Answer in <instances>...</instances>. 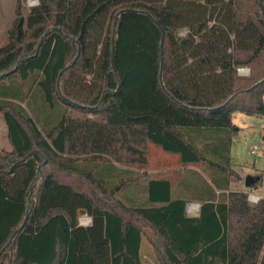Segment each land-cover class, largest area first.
I'll list each match as a JSON object with an SVG mask.
<instances>
[{"label":"trees","instance_id":"obj_1","mask_svg":"<svg viewBox=\"0 0 264 264\" xmlns=\"http://www.w3.org/2000/svg\"><path fill=\"white\" fill-rule=\"evenodd\" d=\"M14 15L0 264H141L143 237L159 264H264V198L228 189L232 115H264V0H37L26 17L16 0ZM150 144L184 172L129 201Z\"/></svg>","mask_w":264,"mask_h":264},{"label":"rangeland","instance_id":"obj_2","mask_svg":"<svg viewBox=\"0 0 264 264\" xmlns=\"http://www.w3.org/2000/svg\"><path fill=\"white\" fill-rule=\"evenodd\" d=\"M20 1L21 15L23 17H26L31 7L37 5V0ZM15 5L16 0H0V48L7 44L8 30L11 28L13 19L15 17ZM180 35H184V32L182 31ZM239 69L246 70L247 68ZM232 123L235 126L236 132L232 138L229 152V167L231 168L233 173L229 179L230 184L228 189L229 191H241L245 189L246 191H248L247 193H253L256 196L259 195L261 196V198H264V115L248 116L237 112L232 115ZM8 147L10 146L7 141L5 125L3 123L2 115L0 114V150L6 151L4 149H9ZM149 147L150 156L147 165L146 167H144V169L141 170L152 172L154 168H161L165 165L171 167L169 170H174L177 167V160L174 156H172V154L161 151L153 144H150ZM252 151L261 152L263 156L257 157L252 154ZM141 170H136V172L133 173L139 176L141 173H143L140 172ZM148 175L149 177H151L159 174H154L152 172ZM249 176L258 178V184L257 186L253 187V190H247L246 188H244L245 179ZM177 178L178 177L173 179L177 180ZM147 180L148 178L143 179L144 182H146ZM136 184L142 185L143 182L142 184H140V182L137 181L135 185ZM137 190H139V187ZM83 217L85 216L80 217L81 221Z\"/></svg>","mask_w":264,"mask_h":264},{"label":"crops","instance_id":"obj_3","mask_svg":"<svg viewBox=\"0 0 264 264\" xmlns=\"http://www.w3.org/2000/svg\"><path fill=\"white\" fill-rule=\"evenodd\" d=\"M2 119H3V117H2ZM3 123H4V120H3ZM4 125H5V123H4ZM5 130H6V136H7L6 126H5ZM8 148L10 149V147H8ZM9 149H4V150L9 151ZM149 156H150V154H149ZM170 168L171 167L168 165H165L164 167L157 168V169L154 168V170L152 172L154 174L157 173L159 175L151 176V177H149V175H148L149 173H152L151 171L147 172V171L141 170L140 172H146L148 180H152V179H156V178L157 179H162V178L163 179H170V178H174L177 173L181 174L184 172L183 168H181L179 166H177L175 169L173 168L174 170H172V169L169 170ZM182 177H183V175H182ZM147 181L144 182L142 179V181H139L140 184H142V182H143L142 185L136 184V185H130V186L126 187V189L123 191L125 193H123V194L121 193V195L122 196L125 195L127 197L126 199H128L129 201L136 202V203H145L147 200V194H146ZM138 187H139V190H137ZM172 187H173L172 188V196L174 197V199L177 198L178 196H181V195L183 196L182 192H181V194L177 193L178 190L176 188L177 187L176 182L172 181ZM253 187L254 186H252L250 189L253 190ZM247 190H249V189H247ZM241 191H246V190L243 189ZM246 192H248V191H246ZM259 197H261V196H259ZM189 203L198 204V205L201 204L198 200H189V202L187 204H189ZM185 213H186V209H185ZM186 215L189 217H196V216H198V213L196 215H189L186 213ZM87 227H89V226H87ZM139 256H140V263L141 264H159L157 262L155 256H154V252H153V248H152L151 244L148 242V240L145 237H143L141 239V242H140Z\"/></svg>","mask_w":264,"mask_h":264},{"label":"built area","instance_id":"obj_4","mask_svg":"<svg viewBox=\"0 0 264 264\" xmlns=\"http://www.w3.org/2000/svg\"><path fill=\"white\" fill-rule=\"evenodd\" d=\"M238 74L239 75H242V76H246V75L249 74V69L248 68L246 70L238 69ZM252 154L255 155V156H257V157H262L263 156V154L261 152L252 151ZM250 195L251 196H256L253 193H247V200H248V197ZM185 209H186V213L187 214H189V215H196L199 212L200 205L193 204V203H189V204L186 205ZM83 218H82V221H81V218H79V221H78L79 222V225L80 226H83V227L90 226L91 225V218L88 217V216H85Z\"/></svg>","mask_w":264,"mask_h":264},{"label":"water","instance_id":"obj_5","mask_svg":"<svg viewBox=\"0 0 264 264\" xmlns=\"http://www.w3.org/2000/svg\"><path fill=\"white\" fill-rule=\"evenodd\" d=\"M258 181V178H254V177H247L245 179V188L250 189L256 182ZM27 219V217L25 218V220ZM25 222L23 223L22 226H24Z\"/></svg>","mask_w":264,"mask_h":264},{"label":"clouds","instance_id":"obj_6","mask_svg":"<svg viewBox=\"0 0 264 264\" xmlns=\"http://www.w3.org/2000/svg\"><path fill=\"white\" fill-rule=\"evenodd\" d=\"M261 199V197H258V196H249L248 197V200L250 203H253V204H256V203H259V200Z\"/></svg>","mask_w":264,"mask_h":264}]
</instances>
